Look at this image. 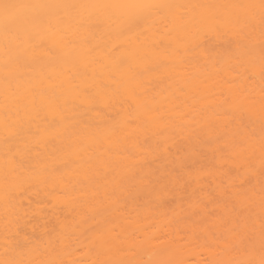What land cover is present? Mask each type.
I'll return each mask as SVG.
<instances>
[{"label":"bare ground","instance_id":"bare-ground-1","mask_svg":"<svg viewBox=\"0 0 264 264\" xmlns=\"http://www.w3.org/2000/svg\"><path fill=\"white\" fill-rule=\"evenodd\" d=\"M3 2L0 264L259 259L260 0Z\"/></svg>","mask_w":264,"mask_h":264},{"label":"snow or ice","instance_id":"snow-or-ice-1","mask_svg":"<svg viewBox=\"0 0 264 264\" xmlns=\"http://www.w3.org/2000/svg\"><path fill=\"white\" fill-rule=\"evenodd\" d=\"M19 7L22 6L7 2L0 3V16H2L3 18L6 31H11L12 26L15 24L17 19L16 9ZM27 7L42 9L60 6L37 4L30 5ZM82 7L111 10L113 23H117L122 16L126 15L128 17L127 21L123 25H120L121 34H123L126 31H131L134 27H138L141 21L147 20L153 10L162 9L164 7H167V5L156 4L151 2H138V0H134V2L127 3L88 5ZM243 7L255 8L257 6L249 5ZM258 7L260 9L261 24L264 25V0H260ZM213 27L215 28V30L219 31L220 25L217 24ZM261 35L262 37H264V28H262ZM260 71L262 75V80H264V50H262ZM262 92H264V89H262ZM261 119L262 121H264V96H262L261 99ZM262 141H264V135H262ZM262 147H264V144H262ZM262 239H264V233H262ZM10 264H16V262H10ZM154 264H173V262L166 259H160L155 261ZM219 264H264V242H262L261 244L259 259H256L254 256H252L249 259L243 261L219 262Z\"/></svg>","mask_w":264,"mask_h":264}]
</instances>
